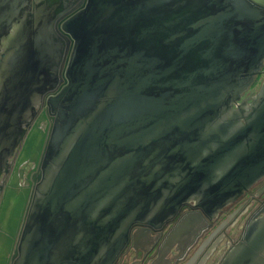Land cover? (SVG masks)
<instances>
[{
	"label": "water",
	"instance_id": "obj_1",
	"mask_svg": "<svg viewBox=\"0 0 264 264\" xmlns=\"http://www.w3.org/2000/svg\"><path fill=\"white\" fill-rule=\"evenodd\" d=\"M263 66L264 0H0V182L55 92L8 264H112L134 223L200 192L216 212L250 188L264 176V79L243 96ZM262 252L264 225L230 264Z\"/></svg>",
	"mask_w": 264,
	"mask_h": 264
},
{
	"label": "flooded vegetation",
	"instance_id": "obj_2",
	"mask_svg": "<svg viewBox=\"0 0 264 264\" xmlns=\"http://www.w3.org/2000/svg\"><path fill=\"white\" fill-rule=\"evenodd\" d=\"M63 59L58 72L60 80L64 79ZM263 79L264 66L243 98L257 94ZM53 93L46 94L37 106L36 117L11 159L10 173L1 178L0 264L13 259L15 241L23 232L32 206L37 184L28 173L33 170L36 174L39 166L27 162L40 160L46 151L45 134L52 124L47 102ZM23 162L25 166H21ZM21 167L26 168L25 174ZM202 195L200 192L187 198L179 211L164 221L134 223L124 248L112 264L232 263L249 245L256 227L264 225V176L216 212L208 213L200 206ZM2 232L10 236L6 238ZM261 255L264 257V252Z\"/></svg>",
	"mask_w": 264,
	"mask_h": 264
}]
</instances>
